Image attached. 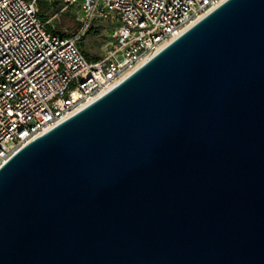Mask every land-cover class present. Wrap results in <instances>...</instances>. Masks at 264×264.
<instances>
[{"label":"water","instance_id":"water-1","mask_svg":"<svg viewBox=\"0 0 264 264\" xmlns=\"http://www.w3.org/2000/svg\"><path fill=\"white\" fill-rule=\"evenodd\" d=\"M0 264H264V0H225L2 165Z\"/></svg>","mask_w":264,"mask_h":264},{"label":"built area","instance_id":"built-area-1","mask_svg":"<svg viewBox=\"0 0 264 264\" xmlns=\"http://www.w3.org/2000/svg\"><path fill=\"white\" fill-rule=\"evenodd\" d=\"M40 0H0V167L38 136L96 101L225 0H43L75 12L59 33ZM96 20L115 23L107 53L79 41Z\"/></svg>","mask_w":264,"mask_h":264},{"label":"rangeland","instance_id":"rangeland-1","mask_svg":"<svg viewBox=\"0 0 264 264\" xmlns=\"http://www.w3.org/2000/svg\"><path fill=\"white\" fill-rule=\"evenodd\" d=\"M51 6V5H50ZM62 14H65L63 16ZM59 14L54 20L53 24L57 31L58 27H61L60 33L72 34L78 27L75 26L77 16L74 11L68 9L67 11ZM47 18H51L54 14L46 13ZM96 34H87L81 38L79 45L86 55H89L92 59H99L103 57L110 49L114 41L115 23L108 20H96L93 24Z\"/></svg>","mask_w":264,"mask_h":264},{"label":"trees","instance_id":"trees-1","mask_svg":"<svg viewBox=\"0 0 264 264\" xmlns=\"http://www.w3.org/2000/svg\"><path fill=\"white\" fill-rule=\"evenodd\" d=\"M61 8H62V5H61L60 3H58V2L53 3V5L50 6L49 3L46 2V1H43V0H40V1H39V9H40V11H42L43 13H49V14H51V15H52V14H56V13H58V15H59V14H62V12H60ZM62 15L65 16V14H62ZM95 23H96V21L93 22V24H95ZM78 25H79V23H78V22H75V26L77 27ZM58 29H59L58 32L60 33L61 27L59 26ZM96 33H97V31H95L94 26H92V27L87 31V34H96ZM61 34L66 35L67 33H61ZM85 55H86V54H85ZM86 57H87L89 60H96V59H92V58H90L89 55H86Z\"/></svg>","mask_w":264,"mask_h":264}]
</instances>
